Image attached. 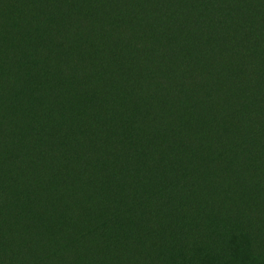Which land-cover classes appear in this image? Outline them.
Instances as JSON below:
<instances>
[{
  "label": "trees",
  "instance_id": "obj_1",
  "mask_svg": "<svg viewBox=\"0 0 264 264\" xmlns=\"http://www.w3.org/2000/svg\"><path fill=\"white\" fill-rule=\"evenodd\" d=\"M0 264H264V0H0Z\"/></svg>",
  "mask_w": 264,
  "mask_h": 264
}]
</instances>
